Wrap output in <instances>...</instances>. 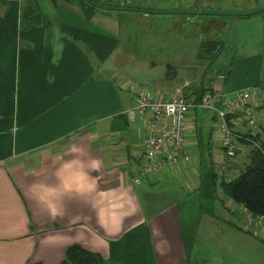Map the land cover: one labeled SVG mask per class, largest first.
<instances>
[{
	"label": "crops",
	"instance_id": "1",
	"mask_svg": "<svg viewBox=\"0 0 264 264\" xmlns=\"http://www.w3.org/2000/svg\"><path fill=\"white\" fill-rule=\"evenodd\" d=\"M216 2L243 11L261 1L163 6L153 0H0V264H60L72 244L99 253L107 264H264V225L251 229L246 210L221 186L214 196L221 171L204 181L199 174L218 168L220 121L215 126L190 111L185 132L190 163L143 177L150 115L128 114L136 104L132 90L173 98L196 91L231 96L251 88L218 74V82L208 86L186 76L174 83L167 72L174 54L184 61L183 51L170 46L168 28L166 34L158 28L182 12L216 10ZM213 22L209 17L203 28L215 47L222 40L212 35ZM137 27L146 34L137 36ZM139 50L159 53L164 75H154L153 63L142 64L148 75L127 72L136 61L154 60L138 57ZM261 96L256 108L264 104ZM230 126L264 144V119L255 130L238 121ZM238 144L230 178L241 172L242 147H253L247 140ZM155 188L167 191L159 201L140 200L138 190L149 196Z\"/></svg>",
	"mask_w": 264,
	"mask_h": 264
},
{
	"label": "rangeland",
	"instance_id": "2",
	"mask_svg": "<svg viewBox=\"0 0 264 264\" xmlns=\"http://www.w3.org/2000/svg\"><path fill=\"white\" fill-rule=\"evenodd\" d=\"M156 4H163L171 6V3L177 5V1L182 6L184 0H153ZM224 1V0H222ZM258 8H254L249 4V7H246L243 11H237L236 9L229 8L230 4H225L221 2H216L214 6L218 9L214 10L213 7H206V10H213L211 12L201 11V12H182L180 18L172 20L168 19V22H163L162 28H158L157 31L166 34L165 30L167 29V36L169 42H173L170 46L183 51L184 61L175 60L179 55L174 54L171 62H174L169 70L163 67V61L157 59L160 57L158 53H144L140 50L136 52L138 57L146 55L154 58L153 61H136L135 66H130L126 68L127 72H130L132 75L136 74L137 76L141 74H149L148 67H143L142 64L147 63L148 66L153 63V72L156 76L158 73L169 72L172 75V80L174 83H180L189 78L192 80L193 84H204L208 86L211 81L215 80L218 82L216 75H222L230 79L240 82L242 86L250 87H261L262 96L264 103V0H260ZM215 2V1H214ZM209 6V5H207ZM225 6L229 8L225 9ZM252 13L247 18H240V14ZM209 17L214 18L213 26L210 28V31L213 32L215 38L221 39L222 44L219 46L213 47L208 40V36L204 32L203 26H208L207 23ZM174 21V22H172ZM177 24V25H176ZM167 26V27H166ZM128 30L133 31L134 29L129 28ZM137 36H143L146 34L145 27H137ZM164 36V35H163ZM213 37V38H214ZM202 40L204 43L199 44V41ZM217 47V48H216ZM221 47V50H217ZM244 57L248 58L242 60H232L231 57ZM183 64L189 66V68H183ZM144 68L145 70H143ZM185 74V75H184ZM202 76V78H201ZM194 77V79H193ZM204 78V81H203ZM212 78V79H211ZM221 80V79H220ZM219 80V81H220ZM214 83V82H213ZM145 88L152 90V85L147 84L143 85ZM249 88V87H248ZM252 106L254 115L257 120L263 121L264 119V104L258 108ZM195 114H198L199 117L204 119L206 123L214 121L213 125H218L220 118L209 109H197ZM214 113V115H213ZM203 121V120H202ZM200 126L205 129V125L200 123ZM252 147L251 145H245L242 147L243 157L237 161V168L240 172L244 168L243 160L244 154ZM219 174V168L214 166L209 168H202L199 170L201 180H211V174ZM235 173L231 172V176H234ZM179 181L182 180L180 177L177 178ZM206 182V181H205ZM220 178L219 175L216 179V193L214 196H220ZM213 190V185L212 188ZM163 193L159 188L151 189L149 196H146V193L142 189L138 190L139 198L142 202L145 199H161ZM157 201V205L159 202Z\"/></svg>",
	"mask_w": 264,
	"mask_h": 264
},
{
	"label": "built area",
	"instance_id": "3",
	"mask_svg": "<svg viewBox=\"0 0 264 264\" xmlns=\"http://www.w3.org/2000/svg\"><path fill=\"white\" fill-rule=\"evenodd\" d=\"M261 94V87H251L231 96L214 92L203 94L199 98L194 95L150 98L132 90L136 104L128 110L130 117H142L145 113L150 115L145 122L149 131L143 138L140 175L152 177L159 174L166 165L176 168L190 163L191 152L185 145L188 113L197 109H209L220 118L223 154L218 162V168L223 174V180L232 179L228 173L239 149L238 141L247 140L257 148H260V143H256L250 137H244L230 124L238 121L255 130L258 120L252 106L256 107ZM168 118L171 119L169 125ZM156 122L161 123V129L156 127ZM245 217L247 224L254 231L264 225V217L261 215L246 211Z\"/></svg>",
	"mask_w": 264,
	"mask_h": 264
},
{
	"label": "trees",
	"instance_id": "4",
	"mask_svg": "<svg viewBox=\"0 0 264 264\" xmlns=\"http://www.w3.org/2000/svg\"><path fill=\"white\" fill-rule=\"evenodd\" d=\"M199 98L203 93L186 94ZM228 118V117H227ZM244 136V135H243ZM247 136V135H246ZM244 136V137H246ZM252 140H256L253 139ZM244 140V139H241ZM221 187L236 204L246 211L264 217V144L255 146L249 152L248 161L241 172L229 181L222 180ZM60 264H107L97 252L90 251L79 244H72L65 250L64 259Z\"/></svg>",
	"mask_w": 264,
	"mask_h": 264
}]
</instances>
